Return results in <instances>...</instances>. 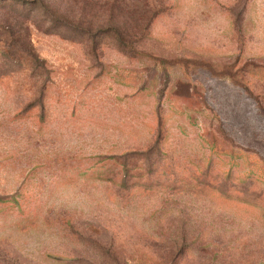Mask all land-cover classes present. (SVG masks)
<instances>
[{
  "label": "rangeland",
  "instance_id": "obj_1",
  "mask_svg": "<svg viewBox=\"0 0 264 264\" xmlns=\"http://www.w3.org/2000/svg\"><path fill=\"white\" fill-rule=\"evenodd\" d=\"M0 264H264V0H0Z\"/></svg>",
  "mask_w": 264,
  "mask_h": 264
}]
</instances>
